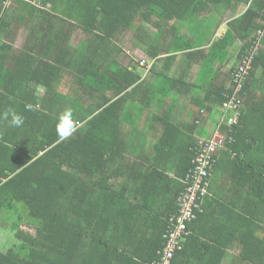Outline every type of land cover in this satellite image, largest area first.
<instances>
[{
  "label": "trees",
  "instance_id": "16d2710c",
  "mask_svg": "<svg viewBox=\"0 0 264 264\" xmlns=\"http://www.w3.org/2000/svg\"><path fill=\"white\" fill-rule=\"evenodd\" d=\"M7 1L14 0H0V36L6 17L17 20L27 6L33 18L42 12L30 0H16L10 13ZM190 2L43 0L40 6L60 5L73 22L69 28L80 33L75 44L61 38L15 47L0 38V231L13 234L0 244V264L158 260L193 181L197 135L217 130L232 138L204 178L205 199L218 216L205 204L202 213L195 210L172 264H264V89L257 84L264 77V0L229 21L206 54V38L170 25L173 16H190ZM259 30L262 41L254 44ZM237 39L244 44L241 59L259 50L238 115L225 107L232 77L220 83L216 70ZM133 48L162 63L164 72L154 66L143 77L139 61L127 53ZM182 52L201 66L196 83L170 76ZM195 87L199 91L184 100ZM8 109L23 116L22 126L2 118ZM67 109L77 131L57 143L58 117ZM239 201L250 208L236 207Z\"/></svg>",
  "mask_w": 264,
  "mask_h": 264
},
{
  "label": "crops",
  "instance_id": "0c3cea01",
  "mask_svg": "<svg viewBox=\"0 0 264 264\" xmlns=\"http://www.w3.org/2000/svg\"><path fill=\"white\" fill-rule=\"evenodd\" d=\"M23 1L25 2L26 0ZM30 1H31L30 4L33 5V7H35L39 11L42 10V12H40L37 18H33L32 13L35 12L30 7L27 6V9H24V14L19 16L17 20H13V18L10 16L6 17V21L8 25L3 32V36H0V38H2V43H12L16 47L17 43H22L23 46L25 43L29 42L30 40H33L34 43L36 44L39 43L52 44L53 42L64 41L61 38L64 39L68 38V41L72 39L70 43V46H72L73 43L75 44L76 41H78L77 36L80 33L77 31H73L71 27L69 28L70 25L68 24H71L73 22L70 21V19H65L64 16L61 15L60 10L62 9L60 8L62 7L60 5H57L56 10H53L52 5L50 4H47V6H40V2H42L43 0H30ZM216 1L218 3H214L208 0H192V2L186 4L190 16L186 15L185 18H178L173 16V18H171L170 20V25H173L172 26L173 28H177L178 32H180L181 34H189L194 38H196V36H199V38L200 37L206 38L205 45L203 47L205 54L207 52L209 45L212 44V41H214L219 36H222L224 31H226L228 22L244 14L246 10L250 7V5L254 2V0H242L241 3L235 0H230L233 1L231 3L223 0L221 1L216 0ZM235 4H239V5L236 6ZM181 5L183 6L174 9H179L181 7H184V4ZM5 6L8 7V11L10 13H13L16 11L19 5H18V1L14 0L12 2L7 1V5L5 4ZM169 11H172V9ZM188 17H192V21L184 23ZM182 23L184 24L182 25V29L180 30L179 27L181 26ZM29 27L36 28V32L34 34H31L29 32ZM149 27L152 28L154 34L157 33V29L154 28V26H149ZM50 28H53L52 32H49ZM248 39L249 38H247V40ZM243 45H244L243 42L240 39H237L234 45L231 48H229V50L227 51L226 59L223 62V64L216 65V70L220 71V75H219L220 83H225L224 80L227 76L232 77L233 75L232 72L242 62L240 55L243 50ZM131 51L132 52L128 51L127 53L130 54V57L133 58L134 61L143 60L146 61V63H148V65L150 66L149 72L154 66L155 68L157 67L156 68L157 73L160 74L164 72L165 69L163 68V64L156 63L153 58H150L147 55H145V53L141 49L133 48ZM191 58L192 56H187L183 52L179 53L176 61L174 62L170 70V76L176 79L183 76L182 80L184 81L181 83H186V82L196 83V76L199 75L201 66L199 63L190 62ZM192 63L194 65L191 67ZM189 64H190V73L185 75L187 69L189 68ZM260 70L261 69H259L258 71ZM149 72L147 73V75L149 74ZM154 79L155 78H153V81ZM230 81L231 84L229 83L228 85H226L227 88L232 86V80ZM257 84L264 89V77L261 78ZM200 85L202 89H204V91H202V95L206 94L208 92L207 86L203 85L202 82L200 83ZM184 88H186V86ZM68 90L69 89L66 87V89L62 88L59 91L68 92ZM195 91L198 92L199 88L198 87L192 88L191 93L189 94L190 96H183L184 100L191 97L192 94L195 93ZM37 92L40 94V98H42L43 94L41 93L43 92L45 93V89L39 87L37 89ZM208 127L210 128V124L208 125ZM204 133L206 134V131ZM210 134L211 131H209L206 136L197 135V138L198 139L209 138L211 137L209 136ZM209 202L211 203L210 200ZM243 202L244 201H239L238 203H235L236 207L240 208V205H244L243 209L250 208L249 206H245ZM204 204L210 208L212 214L218 216V211L214 210V208L210 204H208V201L206 199H204ZM231 219L237 220L234 215H231ZM191 261H192L191 264H203V261L192 260V259ZM183 264H186L185 261L183 262Z\"/></svg>",
  "mask_w": 264,
  "mask_h": 264
},
{
  "label": "built area",
  "instance_id": "2783aa9c",
  "mask_svg": "<svg viewBox=\"0 0 264 264\" xmlns=\"http://www.w3.org/2000/svg\"><path fill=\"white\" fill-rule=\"evenodd\" d=\"M259 34H263L262 31ZM257 49V47H254ZM252 57L245 59V65L241 66L235 75L234 93L228 98L229 101L225 103V107L229 111H234L236 115L237 108L243 105L239 94L243 90V83L248 74ZM141 67H147V63L140 62ZM148 69V67H147ZM146 69V71H147ZM237 122L235 119L230 120L229 123ZM229 134H224L218 130L212 134L211 137L200 139L198 144V152L194 161L193 181L191 187L182 195L179 200L180 213L176 217V225L168 233L167 243L161 253V257L153 264H172L175 252L181 249V242L190 235L189 224L195 218V210L200 209V204L203 202L205 196L208 195V183L204 182V178L209 175V170L213 168L215 156H218L226 148L227 143H231L232 138Z\"/></svg>",
  "mask_w": 264,
  "mask_h": 264
},
{
  "label": "clouds",
  "instance_id": "9594fccd",
  "mask_svg": "<svg viewBox=\"0 0 264 264\" xmlns=\"http://www.w3.org/2000/svg\"><path fill=\"white\" fill-rule=\"evenodd\" d=\"M262 41V36H260L255 42L257 44H259L260 42ZM258 47L257 49L256 48H253L252 50H250L249 52H247L245 55L242 56V62L237 66V68L232 72L233 75H232V86L229 87V89L227 90L228 93H227V100L228 98L230 99V97L232 96V94L234 93V87H235V75L236 73L238 72L239 68L241 66H244L245 65V59L247 57H252L251 59V64H250V68L248 70V74L246 75V78L244 80V83H243V90L244 91V88H245V84L246 82H248V78H249V75H250V72H252L254 70V59L256 58V55L258 54ZM140 62H145L146 61H139V65H140ZM141 67V66H140ZM148 67V69H147ZM147 67H141L144 69V71H146L147 69V72H149L150 70V66L148 65L147 63ZM230 92V94H229ZM229 94V95H228ZM241 94V93H240ZM239 94V95H240ZM241 99V98H240ZM242 100V99H241ZM242 103H243V100H242ZM26 110H32V105H26ZM2 118L4 120H8L9 121V124L10 126H13V127H20L23 125L24 123V118L22 115L18 114L15 110L13 109H8L6 111H4L2 113ZM10 118V119H9ZM77 125H78V122L76 120L73 119V114H72V111L70 109H67L65 110L63 113L60 114V116L58 117V121H57V124H56V133H57V136H58V140H57V143L59 142H62L68 138H70L76 131H77ZM199 139H205V138H199ZM232 142V141H231ZM209 194V192H208ZM205 199V198H204ZM204 204V200L203 202H201L200 204V212L202 213L203 212V206ZM184 241V240H183ZM182 241V242H183ZM181 242V244H182ZM182 250V247L181 249ZM179 250V251H180ZM160 257H161V253H160ZM160 259V258H159ZM158 259V260H159ZM156 260V261H158ZM156 261H153L151 264H153L154 262Z\"/></svg>",
  "mask_w": 264,
  "mask_h": 264
},
{
  "label": "rangeland",
  "instance_id": "374dc122",
  "mask_svg": "<svg viewBox=\"0 0 264 264\" xmlns=\"http://www.w3.org/2000/svg\"><path fill=\"white\" fill-rule=\"evenodd\" d=\"M241 11H242V9H241ZM240 11V12H241ZM80 39V37L79 36H77V40H79ZM18 46H22V43H17L16 44V47H18ZM129 54V53H128ZM129 56H130V54H129ZM142 73V75H143V77H146L147 76V71H142L141 72ZM151 79V78H150ZM152 81H153V79H152ZM29 229V228H28ZM12 233H9L7 230H2V231H0V244H2V243H4L6 240H8L9 239V237H11L12 238ZM13 239V238H12ZM240 251H242V250H240Z\"/></svg>",
  "mask_w": 264,
  "mask_h": 264
}]
</instances>
